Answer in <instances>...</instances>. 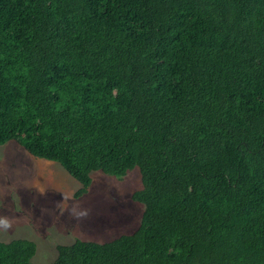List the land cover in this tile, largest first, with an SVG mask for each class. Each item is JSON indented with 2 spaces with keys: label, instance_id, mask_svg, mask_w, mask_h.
<instances>
[{
  "label": "trees",
  "instance_id": "16d2710c",
  "mask_svg": "<svg viewBox=\"0 0 264 264\" xmlns=\"http://www.w3.org/2000/svg\"><path fill=\"white\" fill-rule=\"evenodd\" d=\"M139 167L140 226L52 264H264V0H0V145ZM37 244L0 241V264Z\"/></svg>",
  "mask_w": 264,
  "mask_h": 264
},
{
  "label": "rangeland",
  "instance_id": "374dc122",
  "mask_svg": "<svg viewBox=\"0 0 264 264\" xmlns=\"http://www.w3.org/2000/svg\"><path fill=\"white\" fill-rule=\"evenodd\" d=\"M91 176L88 192L77 198L82 184L60 163L15 141L0 145V241L32 240V262L52 264L59 245L103 243L135 231L145 208L132 198L143 188L139 167L123 177L102 171Z\"/></svg>",
  "mask_w": 264,
  "mask_h": 264
}]
</instances>
